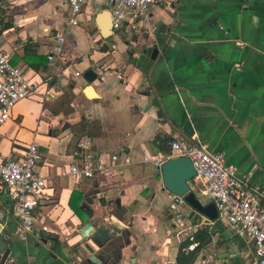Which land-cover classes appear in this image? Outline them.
<instances>
[{
  "label": "crops",
  "instance_id": "obj_1",
  "mask_svg": "<svg viewBox=\"0 0 264 264\" xmlns=\"http://www.w3.org/2000/svg\"><path fill=\"white\" fill-rule=\"evenodd\" d=\"M0 3L1 22H10L0 32V46L27 78L51 76L54 93L44 100L41 83L0 123V160L38 142L36 172L46 176L52 193L21 238L16 204L0 192V227L13 231L4 264H91L85 258L98 247L90 239L80 242L79 224L89 219L84 196L95 189L101 202L93 199L89 206L96 224L120 234L111 222L117 219L129 231L121 264H179L180 241L202 226L211 236L189 264H257L252 242L225 220L211 223L187 202L176 204L187 216L175 215L174 194L141 160L161 153L156 136H178L222 151L240 173L264 183V0H159L146 20L126 19L109 37L101 36L95 19L109 0H84L79 23L71 26L65 25L68 0ZM59 32L65 33L64 59L52 64L46 52ZM87 68L97 72L92 81L83 76ZM87 85L94 96L86 94ZM77 111L76 121L62 119ZM84 120H97L99 127L83 133ZM84 138L105 156L117 152L116 168L93 178L71 174L68 165ZM125 156L132 161L123 162ZM190 186L195 191L193 178ZM116 196L119 206L106 204Z\"/></svg>",
  "mask_w": 264,
  "mask_h": 264
},
{
  "label": "built area",
  "instance_id": "obj_2",
  "mask_svg": "<svg viewBox=\"0 0 264 264\" xmlns=\"http://www.w3.org/2000/svg\"><path fill=\"white\" fill-rule=\"evenodd\" d=\"M157 1L159 0H109L112 31L121 28L126 19L132 22L137 19L146 20L151 6ZM68 3L65 25H77L84 0H68ZM64 44L65 33H57L46 52L52 64L64 59ZM10 56V51L0 46V123L9 118L17 101L30 96L41 83L45 84L43 99L54 96L50 87L51 76L42 80L27 78L24 68L11 63ZM75 73L78 74L79 71L76 70ZM116 76L121 77V74L116 73ZM78 147L68 165V171L77 179L93 178L110 168H116L119 159L117 152L105 156L95 148L90 138L81 139ZM180 155L191 159L196 171L193 184H199L202 194L216 206L217 216L209 218V222L213 223L216 219L228 222L240 237L252 242L257 264H264V183H254L248 176L240 173L235 165L225 160L222 151L178 136L169 140L168 153L145 154L141 161H151L155 170H159L165 159ZM41 156L39 143L31 141L24 145L18 156L0 160V192H6L16 204L19 221L15 231L21 238H26L31 230L36 208L52 196L46 176L36 172ZM131 161L129 156L124 157L123 162ZM174 198L178 204L185 202L183 197L174 195L173 203ZM41 228L48 230L45 224ZM196 244L191 241L183 250H192Z\"/></svg>",
  "mask_w": 264,
  "mask_h": 264
},
{
  "label": "water",
  "instance_id": "obj_3",
  "mask_svg": "<svg viewBox=\"0 0 264 264\" xmlns=\"http://www.w3.org/2000/svg\"><path fill=\"white\" fill-rule=\"evenodd\" d=\"M95 19L101 36L109 37L113 32L109 6L100 10ZM157 51V46L153 47L151 58L156 56ZM83 76L86 80L92 81L96 78L97 72L92 68H87L84 70ZM85 92L88 96L95 95L91 85H87ZM65 126H67L66 122L64 124V127ZM195 175L196 171L191 159L188 156L180 155L165 159L161 163L160 169L157 170L153 176H160L162 186L169 192L176 196L183 197L188 204L209 218H215L217 216V209L214 202H203L196 196L195 191L190 186V180ZM99 193V189L86 192L81 204L83 210L88 214L89 219L79 224L81 235L80 242L84 243L90 239L98 247V250L86 256L85 261L91 264H121L119 262L122 257L121 249L130 243L129 231L124 228L122 223L117 219L111 220V222L116 228L121 230L120 234H114L106 224H96L95 219L92 218L93 210L89 206V203L93 202V199L97 202H101L98 196ZM112 202H115L119 206L120 197L116 196L106 199L107 205ZM174 203L178 204L175 198ZM12 232L11 228L1 229L0 227V264L5 263L11 249L8 239ZM115 252H117L116 258Z\"/></svg>",
  "mask_w": 264,
  "mask_h": 264
},
{
  "label": "trees",
  "instance_id": "obj_4",
  "mask_svg": "<svg viewBox=\"0 0 264 264\" xmlns=\"http://www.w3.org/2000/svg\"><path fill=\"white\" fill-rule=\"evenodd\" d=\"M4 11H5L4 7L0 3V32L2 31V28L8 27L10 25V22L8 21H5L3 23L1 22L4 19ZM79 127L83 133L91 135V131L89 127L96 128V127H99V124L97 120H92L90 122L87 120H84L81 122ZM170 139H171L170 136H165V137H161L159 135L156 136V140L158 142L157 149L159 150V152L163 154H166L169 152V140ZM210 236H211V231L208 230L207 227H203V226L198 228L192 234H188L186 238L182 239L179 243L178 251H177V258H176L177 262L179 264H189L195 252H197L200 249L202 243L207 241L210 238ZM191 241H195L197 243L195 248L192 250H188V251L183 250V247L186 246Z\"/></svg>",
  "mask_w": 264,
  "mask_h": 264
},
{
  "label": "rangeland",
  "instance_id": "obj_5",
  "mask_svg": "<svg viewBox=\"0 0 264 264\" xmlns=\"http://www.w3.org/2000/svg\"><path fill=\"white\" fill-rule=\"evenodd\" d=\"M80 117V113H79V111H77L74 115H71V116H64L62 119H65V118H68V121H70V122H74V121H76L78 118ZM146 164V166L147 167H149V169H150V171H152V172H154V170H153V163L151 162V161H149L148 163H145ZM191 181V180H190ZM195 186V194H196V196L198 197V198H200V200H202L203 202H208V199H207V197L205 196V195H203L202 194V192H201V186H199V184L198 185H194ZM77 197L78 196H74V206H77L76 205V203H77ZM185 203H186V201H185ZM179 207L181 206V205H179V204H177ZM173 206V205H172ZM174 207V209H175V215H177V214H179L178 216L179 217H184V216H187V214H188V212H183L182 210L180 211V210H178L177 209V207L176 206H173ZM192 208V207H191ZM78 209H80L81 210V208H80V205L78 206ZM190 210H194L193 208L192 209H190ZM182 212V215L180 214ZM181 215V216H180ZM163 219H167V217L166 218H163ZM181 227V226H180ZM178 228V227H177ZM179 229V228H178ZM177 229V230H178Z\"/></svg>",
  "mask_w": 264,
  "mask_h": 264
},
{
  "label": "flooded vegetation",
  "instance_id": "obj_6",
  "mask_svg": "<svg viewBox=\"0 0 264 264\" xmlns=\"http://www.w3.org/2000/svg\"><path fill=\"white\" fill-rule=\"evenodd\" d=\"M116 256H117V252H115V258H116Z\"/></svg>",
  "mask_w": 264,
  "mask_h": 264
}]
</instances>
